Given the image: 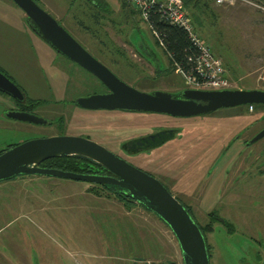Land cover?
<instances>
[{
  "label": "rangeland",
  "instance_id": "374dc122",
  "mask_svg": "<svg viewBox=\"0 0 264 264\" xmlns=\"http://www.w3.org/2000/svg\"><path fill=\"white\" fill-rule=\"evenodd\" d=\"M255 1L263 7L241 1L218 5L212 0L209 10L201 15L203 25L198 29L222 57L233 88L259 87L258 77L264 71V0ZM38 3L128 83L152 92H177L187 87L176 70L160 72L147 59L167 67L168 56L156 43L149 24L125 0H100L99 5L88 0ZM25 14L14 0H0V67L24 86L31 98L45 99L33 112L53 123L7 116L16 105L10 95L0 92V152L38 137L91 135L156 173L167 185L174 180L171 185L175 183L176 189L171 190L175 195L177 184L189 192L192 187L205 193L206 198L196 203L192 212L198 223L209 222V212L216 210L235 224L227 228L216 219L214 228L204 233L212 246L210 264H264V158L253 168L237 172L230 164L241 141L224 146L235 130L244 131L248 123L247 116H226L250 113L249 119L259 118L264 108L228 107L180 117L77 106L72 98L102 89L100 81L54 50L34 31ZM165 127L192 130L187 134L191 145L183 144L188 143L185 135H178L133 158L122 149L123 141ZM252 128L245 131L248 136L257 129ZM186 148L188 155L182 164L179 158ZM251 149L252 154L264 150V137L246 152ZM167 162L174 164L166 171L169 175L161 170ZM88 186L91 183L85 180L41 173L0 180V264H26L35 260V251L36 264H132L144 256L140 252L145 251L141 248L146 240L154 247L152 255L164 249L181 264L180 245L169 226L139 203L130 210L105 191L87 193ZM149 255L154 258L151 252Z\"/></svg>",
  "mask_w": 264,
  "mask_h": 264
},
{
  "label": "water",
  "instance_id": "95a60500",
  "mask_svg": "<svg viewBox=\"0 0 264 264\" xmlns=\"http://www.w3.org/2000/svg\"><path fill=\"white\" fill-rule=\"evenodd\" d=\"M27 15L30 26L58 52L75 61L109 89L76 98V103L92 109H118L164 113L172 116L207 114L219 108L263 104L264 89L252 88H194L185 87L179 92L169 90L146 91L128 83L105 62L91 53L54 15L37 0H14ZM186 3L189 0H184ZM147 58V57H146ZM152 61L155 65L158 60ZM167 68V67H166ZM158 69L160 72L164 69ZM0 90L18 100H25L22 87L0 69ZM9 117L32 123H48V119L35 112L10 110ZM181 127H165L122 142L124 152L135 156L175 139ZM182 136V134H180ZM264 137L262 128L250 140ZM159 139L151 143V139ZM161 138V139H160ZM160 144H157V143ZM79 154L101 163L113 174L87 173L43 166L51 157ZM22 173H41L58 177L85 180L100 184L121 186L125 192L161 218L175 234L185 264H210L208 242L200 224L168 186L157 176L138 166L103 143L83 135L58 134L25 140L0 153V180ZM37 260V252L33 254Z\"/></svg>",
  "mask_w": 264,
  "mask_h": 264
},
{
  "label": "flooded vegetation",
  "instance_id": "af4514ba",
  "mask_svg": "<svg viewBox=\"0 0 264 264\" xmlns=\"http://www.w3.org/2000/svg\"><path fill=\"white\" fill-rule=\"evenodd\" d=\"M139 24V23H138ZM36 32V31H35ZM37 33V32H36ZM38 34V33H37ZM39 35V34H38ZM46 41V40H45ZM47 42V41H46ZM48 43V42H47ZM49 44V43H48ZM50 45V44H49ZM51 46V45H50ZM54 50H56L53 46H51ZM57 51V50H56ZM58 52V51H57ZM58 53H60V52H58ZM60 54H62V53H60ZM63 55V54H62ZM63 56H65V55H63ZM66 57V56H65ZM66 58H68V57H66ZM70 59V58H69ZM56 62H58V61H55L54 60V62L53 63H56ZM75 62V61H74ZM152 62V61H151ZM153 63V62H152ZM78 64V63H77ZM154 64V63H153ZM79 65V64H78ZM168 65H169V60H168V63H167V67H168ZM82 69H84V70H86L87 71V73L89 72L95 79H97L98 81H100V83H101V87H102V89H96L95 91H91V92H88L87 94H85V95H88V94H91V93H94V92H107V91H109V89H108V87L106 86V85H104V83H102V81L98 78V77H96L93 73H91L90 71H88L87 69H85L84 67H82L81 65H79ZM154 66H156L158 69L161 67V64L159 63V64H157V65H155L154 64ZM110 67V66H109ZM111 68V67H110ZM1 69V68H0ZM112 69V68H111ZM2 70L5 72V70L2 68ZM113 70V69H112ZM114 71V70H113ZM159 71V70H158ZM6 73V72H5ZM7 74V73H6ZM9 74V73H8ZM7 74V75H8ZM57 74H59V73H57ZM117 74V73H116ZM9 76V75H8ZM12 79H13V77H11ZM14 80V79H13ZM15 81V80H14ZM17 82V81H16ZM18 83V82H17ZM22 88H24V86H22L20 83H18ZM24 91L26 92V99L25 100H18V99H16L14 96H12V95H10V94H8L7 92H4V91H2V90H0V92H2V93H6V94H8V95H10L12 98H13V100L11 101L13 104H15L16 106H12L11 108H10V110H25V111H31V112H33V111H35V108H36V105H38V104H31L28 100H27V95H29L28 94V92H27V90L24 88ZM177 92H179V91H177ZM76 98L77 97H75V98H72V102H74V104L75 105H77V106H80L78 103H76ZM17 100L20 102H17ZM246 105H241V106H235L236 108L238 107V109H244V107H245ZM82 107V106H81ZM86 108V107H85ZM255 108H257V109H259V108H264V106H259V105H256V104H253V107H252V109L249 107V111H254L255 110ZM92 109V108H91ZM99 109H101V108H99ZM9 110V111H10ZM124 111V110H123ZM8 113V112H7ZM242 113V112H241ZM253 113H255V112H253ZM250 115H252V114H235V115H229V116H226L225 118H227V117H231V116H234V117H236V118H239V119H241L242 117H244V116H247V119L245 120V121H247L248 120V123L246 122V124H244V125H242L241 127H243L244 126V131L243 130H241V131H239V132H236V130H235V134L232 136V137H230V138H228L229 140L227 141V142H225L224 143V146H225V148H227L230 144H231V142L232 141H236L237 139H240V143H241V149L240 150H236L235 149V155H234V157L231 159L232 160V162H231V164H230V167H235L236 168V171L237 172H239L241 169H244V170H246V167H249V168H253L255 165H256V163L260 160V159H262V158H264V150H262V151H260V152H256L255 154H252V149H251V152H246L247 151V149H249V148H251V145H254V143L255 142H251L250 140L252 139V137L254 136V135H256V133H258L262 128H264V112H262V114H261V117H254V118H252V119H249V116ZM254 115V114H253ZM8 116V115H7ZM48 119V118H47ZM48 123H53V120H50V119H48ZM260 125V126H259ZM258 126V127H257ZM253 127V128H252ZM252 128V130H254L255 128H257L253 133H251V135L250 136H248V134H246L245 133V131L247 130L248 131V129H251ZM192 132V130L190 131V130H185V129H181L180 130V132H178L177 134L178 135H180V134H182V136H184L183 138H184V140H187L188 141V143H186V141H183V144H188V145H191V143H192V140H188V138H187V134L188 133H191ZM68 134H77V133H68ZM77 135H83V136H87V137H90V138H93V139H95V140H97V141H99V142H101L100 140H98V139H96V138H94V137H92L91 135H87V134H77ZM181 137V136H180ZM161 139V138H160ZM224 139V138H223ZM223 139H222V141H223ZM159 139H151V143H155V142H157ZM221 141V142H222ZM169 141H167V142H164V143H162L161 145H159V146H163L164 144H166V143H168ZM191 142V143H190ZM101 143H103V142H101ZM190 143V144H189ZM104 145H106L105 143H103ZM108 148H110V149H112L110 146H108V145H106ZM159 146H156V147H159ZM156 147H154V148H156ZM218 147H221V145H219ZM8 149V148H7ZM152 149V148H151ZM4 150H6V149H4ZM4 150H2L1 152H3ZM113 151H115L116 153H118V154H120L121 156H123V157H125V155L124 154H121L120 152H118V151H116L115 149H112ZM185 152H184V154H183V161H186V159L185 158H187V155H188V148H186L185 150H184ZM0 152V153H1ZM233 153V152H232ZM186 155V156H185ZM134 156H132L131 158H133ZM127 159V158H126ZM183 161H182V164H183ZM133 163V162H132ZM181 164V165H182ZM162 168H161V170L166 174V175H169L168 174V172H166V171H168V168L170 167L169 165H168V163H165V164H163L162 166H161ZM145 169V168H144ZM228 170H230V168H228L227 169V171ZM147 171H149V170H147ZM264 171V170H263ZM150 172V171H149ZM153 172L155 173V170H153ZM242 172H244V171H242ZM87 173H101V174H113V172L112 171H110L109 169L107 170V171H102V172H87ZM150 173H152V172H150ZM153 174V173H152ZM181 174H182V172H181ZM153 175H157L156 173L155 174H153ZM171 180H172V178H171ZM162 181V180H161ZM88 182H90V181H88ZM163 182V181H162ZM171 182H174V180H172V181H170L169 182V186H168V188L171 190V187H172V190L173 189H175L176 187V184L174 183V185L172 186L171 184ZM91 183V186H88L87 187V193L88 192H90L91 194H95V195H98L99 193H96V191H100L101 193H103L104 191L106 192V193H109V189H107V188H105L103 185L104 184H100V183H96V182H90ZM230 183H232V182H230ZM178 186H177V188H180V190H184V191H188V188H184V187H181L179 184H177ZM171 190V191H172ZM191 190H194V194H193V196H192V201H193V203H190L189 202V200H187V199H183V198H181V197H179V196H177L182 202H184V204H186V205H189L190 207H192V209H193V211H194V207H195V205H196V203H199L200 201H202L203 199H205L206 198V195H205V193H203V194H200V193H198V191H196L195 189H193L192 187H191ZM207 191V190H206ZM108 195V194H107ZM111 195V194H110ZM115 196V195H114ZM117 198V197H116ZM120 200V199H119ZM128 209H133L135 206H136V204L135 203H138V202H130V203H128V204H131V205H127L126 204V202L125 201H122V200H120ZM141 205V204H140ZM145 208V207H144ZM145 209H147V208H145ZM209 216H210V221L211 220H213V223H214V220H222L224 223L226 222V221H228V219H224V218H222L221 216H220V214H219V212L218 211H216V210H212V211H210L209 212ZM209 221V222H210ZM230 222V221H229ZM128 223L131 225V221H128ZM208 223V222H207ZM232 223V222H231ZM199 224H201V223H199ZM132 226V225H131ZM234 226H235V224L233 223V228H234ZM133 230H135V227H133ZM263 237H264V234H263ZM207 239V238H206ZM208 242V241H207ZM148 243H150V245H148V246H146V249H148V250H146L145 249V251H142V252H140V253H142L144 256H142V257H137L134 261H133V263L132 264H180V262L177 260V259H175V258H173V257H171V256H168V254H169V251H165L164 249L163 250H159L157 253H155L154 255H152L153 254V249H154V247L152 248L151 247V242H148ZM208 244H210L209 242H208ZM211 248H212V246H211V244H210V251H209V254H210V262H211V257H212V252H211ZM157 249V248H156ZM155 249V250H156ZM208 250H209V248H208ZM149 252H151V255L155 258H152V257H148L147 255H149ZM180 253H181V264H185L184 263V257H183V254H182V250H181V248H180ZM160 257H159V256ZM150 256V255H149ZM261 256H262V253L260 254V259H261ZM159 257V258H158Z\"/></svg>",
  "mask_w": 264,
  "mask_h": 264
},
{
  "label": "built area",
  "instance_id": "2783aa9c",
  "mask_svg": "<svg viewBox=\"0 0 264 264\" xmlns=\"http://www.w3.org/2000/svg\"><path fill=\"white\" fill-rule=\"evenodd\" d=\"M125 1L131 4L138 11L140 18L149 24L157 43L163 48L166 47V44L162 35L152 23L151 17L153 14H159L161 18L182 26L188 31L194 44L193 52L189 56L191 64L190 66H184L174 61L175 70L184 77L188 87L209 89L232 87L222 57L217 55L207 39L196 31L191 10L184 0ZM238 1L262 6L255 0H214L218 5L234 4ZM258 84L259 87L264 89V71L258 77ZM252 107L253 104L250 105L251 109Z\"/></svg>",
  "mask_w": 264,
  "mask_h": 264
},
{
  "label": "trees",
  "instance_id": "16d2710c",
  "mask_svg": "<svg viewBox=\"0 0 264 264\" xmlns=\"http://www.w3.org/2000/svg\"><path fill=\"white\" fill-rule=\"evenodd\" d=\"M88 1L93 3L94 5H96V4L99 5V3H100V0H88ZM211 1L212 0H189V2L186 3L187 6L191 9L194 27L200 35H202V34L199 31L198 27H201L203 25L201 15L204 12H207L209 10V7H211L210 6ZM151 18H152L153 25L160 32V34L162 35V38L164 39L165 44H166V47L165 48L162 47V49H163L164 53H166V55L168 56L169 65L163 71H174L175 70L174 61H177L184 66H190L191 60H190L189 56H191V54L193 52L194 44H193V41H192L188 31L185 28H183L182 26H179L177 24H173V23L161 18V16L159 14H153ZM156 43H157V41H156ZM8 75L10 76V74H8ZM10 77H12V76H10ZM22 89L24 90V88H22ZM27 100L31 104H40V103L44 102L45 99L31 98L29 95H27ZM17 102H19V101L17 100ZM256 105L264 106L263 104H256ZM246 106H247V108L250 107V105H246ZM157 144H160V143L158 142ZM42 165L47 166V167H57V168L65 169V170H73V171H78V172H102V171L108 170L101 163L91 159L90 157H87L84 155H79V154H68V155H59L56 157H51V158L46 159L42 163ZM103 186L110 190L109 193H107L108 195H110V194L115 195L118 199L125 201L127 205H131V204H128L130 202H137L132 197H130L125 192V189L121 186L113 185V184H104ZM96 193L100 194L101 192L98 190V191H96ZM139 204H141V203H139ZM141 205L146 208L145 205H143V204H141ZM186 207L188 208V210L191 213L193 212L192 207H190L189 205H186ZM224 224L227 226V228H228V226L230 228L233 227V223H231L229 221H226ZM200 226H201L203 232L205 233L207 230H212L214 228V223H213V220H211L210 222H208L206 224H200ZM208 248L210 251V244H208Z\"/></svg>",
  "mask_w": 264,
  "mask_h": 264
},
{
  "label": "crops",
  "instance_id": "0c3cea01",
  "mask_svg": "<svg viewBox=\"0 0 264 264\" xmlns=\"http://www.w3.org/2000/svg\"><path fill=\"white\" fill-rule=\"evenodd\" d=\"M24 13H25V11H24ZM26 15V14H25ZM27 16V15H26ZM204 37V36H203ZM205 38V37H204ZM46 44V43H45ZM43 59V58H42ZM42 63H44V62H46V61H41ZM185 152V151H184ZM182 156L183 155H181V157L179 158V160H182ZM183 161V160H182ZM180 162V161H179ZM168 163V165L169 166H172V165H174L172 162H167ZM176 189V188H175ZM178 190H179V192H178V196L179 197H181V198H183V199H187V200H189V202L190 203H193V201H192V196H193V194L195 193L194 192V190H191V192H189V191H184V190H180V188H177ZM194 197V196H193ZM145 209V208H144ZM147 212H150V214H152L153 212L152 211H150V210H148V209H145ZM154 214V213H153ZM155 215V214H154ZM153 216V215H152ZM155 216H157V215H155ZM157 219H158V221H160V222H162L163 224H165L164 223V221H162L158 216L156 217ZM166 226H168V225H166ZM129 240L131 241V239L129 238ZM132 242V241H131ZM148 242H150V240H146L145 241V244H144V247L143 248H141V249H146V246H148V245H150V243H148ZM134 247V246H133ZM152 248H153V245H152ZM40 256V255H39ZM36 260V259H35ZM33 261V260H30V262H31V264H36L39 260H37V262L36 261ZM30 262H28V263H26V264H30ZM33 262V263H32Z\"/></svg>",
  "mask_w": 264,
  "mask_h": 264
}]
</instances>
